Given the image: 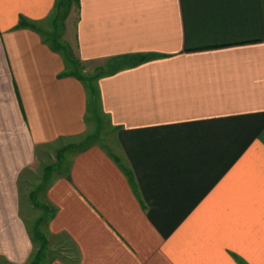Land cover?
Listing matches in <instances>:
<instances>
[{"label": "crops", "instance_id": "crops-1", "mask_svg": "<svg viewBox=\"0 0 264 264\" xmlns=\"http://www.w3.org/2000/svg\"><path fill=\"white\" fill-rule=\"evenodd\" d=\"M59 1L0 0V264H264V0Z\"/></svg>", "mask_w": 264, "mask_h": 264}, {"label": "rangeland", "instance_id": "rangeland-1", "mask_svg": "<svg viewBox=\"0 0 264 264\" xmlns=\"http://www.w3.org/2000/svg\"><path fill=\"white\" fill-rule=\"evenodd\" d=\"M64 5L60 7V10H65L66 0H60L59 5ZM60 5V6H61ZM98 115H94V126L91 134L84 137L83 140H76L79 143H75L74 148L70 147H56L50 148L42 152L39 159H36L32 162L30 167L23 172L19 178V189H20V208L21 213L26 220L27 224L35 231L36 226L43 220H46L45 217V187L47 181L53 174L52 171H48V168L52 165H59V169L66 170L68 165L69 156L76 150L85 145L89 144L92 141H98L99 143H104L108 140L107 134V124L101 118H98ZM96 119V120H95ZM39 222V223H38ZM42 229V224H41ZM39 231V230H38ZM50 256H57L56 250L55 253L51 252V249H47ZM50 251V252H49ZM59 251V249L57 250ZM47 252V251H46ZM59 256V254H58Z\"/></svg>", "mask_w": 264, "mask_h": 264}]
</instances>
